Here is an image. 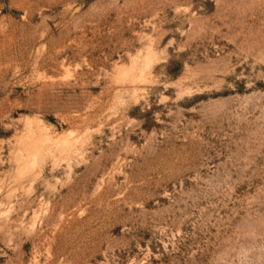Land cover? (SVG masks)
<instances>
[{
    "label": "rangeland",
    "instance_id": "rangeland-1",
    "mask_svg": "<svg viewBox=\"0 0 264 264\" xmlns=\"http://www.w3.org/2000/svg\"><path fill=\"white\" fill-rule=\"evenodd\" d=\"M0 264H264V0H0Z\"/></svg>",
    "mask_w": 264,
    "mask_h": 264
}]
</instances>
